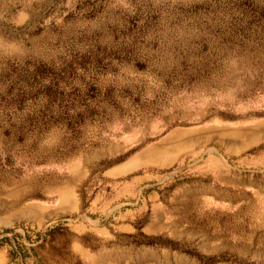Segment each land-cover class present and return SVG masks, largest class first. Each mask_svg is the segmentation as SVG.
Here are the masks:
<instances>
[{
    "label": "rangeland",
    "instance_id": "obj_1",
    "mask_svg": "<svg viewBox=\"0 0 264 264\" xmlns=\"http://www.w3.org/2000/svg\"><path fill=\"white\" fill-rule=\"evenodd\" d=\"M148 147L144 161H127ZM259 151L264 0H0V246L9 258L27 242L23 256L41 264L36 243L54 241L51 257L84 264L79 249L102 242L56 231L95 219L118 185L153 169L161 183L199 178L225 190L233 179L240 194L209 196L213 206L183 217L172 209L165 230L133 240L140 247L106 241L102 264H264ZM224 161L235 174L222 172Z\"/></svg>",
    "mask_w": 264,
    "mask_h": 264
},
{
    "label": "crops",
    "instance_id": "obj_2",
    "mask_svg": "<svg viewBox=\"0 0 264 264\" xmlns=\"http://www.w3.org/2000/svg\"><path fill=\"white\" fill-rule=\"evenodd\" d=\"M260 126L261 124H258L254 128L259 129ZM152 149L148 147L138 151L127 161L133 159L144 161ZM224 162L226 165H221L223 167L222 172L230 175L235 174L232 165L227 161ZM152 170L140 169L138 173L133 174L118 185L114 196L94 209L95 212H98L95 219H91L84 214L72 226L66 228L67 224L63 223V227L58 229L60 231H56L58 235L64 234L68 230H74L78 233L90 232L95 242L97 238L102 242L98 248L92 251L89 248L81 247L82 249H79V257L84 264H102L106 261L108 249L104 244L106 241L112 240L113 243H110V245L113 247L115 239H129L132 242H129L126 246L132 248L140 247L142 244L133 240L137 239L139 234L144 237L145 234H159L165 230V218L168 217L172 209H178L177 214L183 217L185 208H189L192 205H196L198 208L213 206L215 203L207 199L209 196L214 201L236 202L240 194V188L235 190V180L233 179L228 180L231 188L224 190L222 189L223 187L220 188V185L212 186L204 183L199 178L161 183L160 174ZM254 173L257 172L254 171ZM238 181L240 180L238 179ZM124 199L125 202H123ZM122 202L129 206L122 207ZM174 204L177 206L172 207ZM54 244V241L43 242V245L39 242L36 243L33 250L36 256L40 258L41 264H64L60 259H55L48 254V250L54 249ZM58 245L56 243V246ZM116 247H120V245L117 244ZM8 259V253L0 246V264H7Z\"/></svg>",
    "mask_w": 264,
    "mask_h": 264
},
{
    "label": "built area",
    "instance_id": "obj_3",
    "mask_svg": "<svg viewBox=\"0 0 264 264\" xmlns=\"http://www.w3.org/2000/svg\"><path fill=\"white\" fill-rule=\"evenodd\" d=\"M27 246H29L27 242L19 243L18 246L14 244L13 247H11L8 264H35L31 256H23L22 248H27Z\"/></svg>",
    "mask_w": 264,
    "mask_h": 264
}]
</instances>
